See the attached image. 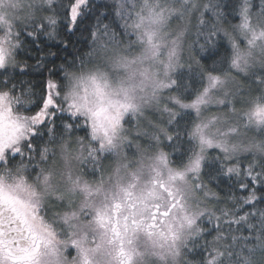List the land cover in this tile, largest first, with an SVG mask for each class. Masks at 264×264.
I'll use <instances>...</instances> for the list:
<instances>
[{
    "label": "snow or ice",
    "instance_id": "snow-or-ice-1",
    "mask_svg": "<svg viewBox=\"0 0 264 264\" xmlns=\"http://www.w3.org/2000/svg\"><path fill=\"white\" fill-rule=\"evenodd\" d=\"M0 264H264V0H0Z\"/></svg>",
    "mask_w": 264,
    "mask_h": 264
},
{
    "label": "trees",
    "instance_id": "trees-1",
    "mask_svg": "<svg viewBox=\"0 0 264 264\" xmlns=\"http://www.w3.org/2000/svg\"><path fill=\"white\" fill-rule=\"evenodd\" d=\"M79 46H82V45H78V47ZM205 62L208 63V64H211L212 63V60L211 59H207V60H205ZM30 63H31V61H30Z\"/></svg>",
    "mask_w": 264,
    "mask_h": 264
}]
</instances>
